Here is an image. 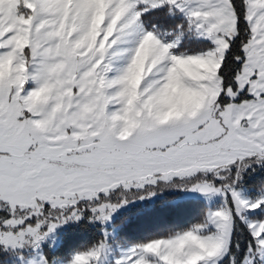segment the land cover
Returning <instances> with one entry per match:
<instances>
[{
    "label": "snow or ice",
    "instance_id": "snow-or-ice-1",
    "mask_svg": "<svg viewBox=\"0 0 264 264\" xmlns=\"http://www.w3.org/2000/svg\"><path fill=\"white\" fill-rule=\"evenodd\" d=\"M0 264H264V0H0Z\"/></svg>",
    "mask_w": 264,
    "mask_h": 264
}]
</instances>
